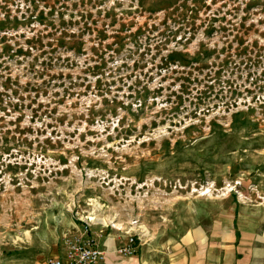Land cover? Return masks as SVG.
<instances>
[{
    "label": "rangeland",
    "instance_id": "obj_1",
    "mask_svg": "<svg viewBox=\"0 0 264 264\" xmlns=\"http://www.w3.org/2000/svg\"><path fill=\"white\" fill-rule=\"evenodd\" d=\"M107 237L264 264V0H0V264Z\"/></svg>",
    "mask_w": 264,
    "mask_h": 264
},
{
    "label": "crops",
    "instance_id": "obj_2",
    "mask_svg": "<svg viewBox=\"0 0 264 264\" xmlns=\"http://www.w3.org/2000/svg\"><path fill=\"white\" fill-rule=\"evenodd\" d=\"M114 238L107 237L102 241L99 245L100 248H102L106 253L103 259L99 260L95 264H153L151 255H148L147 253H144V244L142 243L141 248L139 249V246L135 247V253L133 254H123L118 251V249H115V247L119 244L116 242V240H113ZM103 240V238H102ZM179 249V248H177ZM166 250V248L158 249L156 252L157 254L164 253L163 251ZM167 250H169L167 248ZM151 251L148 249L146 252ZM171 250L168 252V255L170 254Z\"/></svg>",
    "mask_w": 264,
    "mask_h": 264
},
{
    "label": "built area",
    "instance_id": "obj_3",
    "mask_svg": "<svg viewBox=\"0 0 264 264\" xmlns=\"http://www.w3.org/2000/svg\"><path fill=\"white\" fill-rule=\"evenodd\" d=\"M133 239H131L132 241ZM123 254L135 253V247L132 245L118 249ZM70 259L74 260V264H95L105 256V251L96 245L95 242L89 241L87 244L80 245L73 243L70 247ZM50 264H63L59 258H50Z\"/></svg>",
    "mask_w": 264,
    "mask_h": 264
}]
</instances>
